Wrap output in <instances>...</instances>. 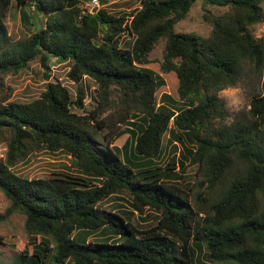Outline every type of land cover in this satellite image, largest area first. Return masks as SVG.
Masks as SVG:
<instances>
[{
  "label": "trees",
  "instance_id": "1",
  "mask_svg": "<svg viewBox=\"0 0 264 264\" xmlns=\"http://www.w3.org/2000/svg\"><path fill=\"white\" fill-rule=\"evenodd\" d=\"M202 1L230 8L211 18L208 38L175 31L197 0H143L120 17L106 8L83 15L82 0H0L2 92L4 76L37 57L46 69L50 57L70 61L71 80L97 83L89 113L74 110L85 108L83 87L74 99L61 82L29 102L9 101L10 92L0 98V143L8 144L0 190L11 202L4 216L24 214L33 242L15 264H264V83L232 123L216 95L255 71L264 77V37L252 30L263 20V0ZM15 6L35 28L22 40L4 22ZM32 10L47 17L45 26ZM161 38V72L177 78V98L157 99L166 80L147 66ZM125 131L131 141L114 144ZM166 135L181 152L159 164ZM43 148L69 152L86 176L29 179L13 170ZM188 164L198 166L201 187H220L213 202L203 191L198 205L180 185ZM121 191L135 211L154 209L157 222L140 228L101 206Z\"/></svg>",
  "mask_w": 264,
  "mask_h": 264
},
{
  "label": "rangeland",
  "instance_id": "2",
  "mask_svg": "<svg viewBox=\"0 0 264 264\" xmlns=\"http://www.w3.org/2000/svg\"><path fill=\"white\" fill-rule=\"evenodd\" d=\"M143 4V0H108L105 5H101V8H106L107 11L115 16H122L124 13H131L138 11ZM264 11V0L262 2ZM230 10L228 7H218L205 4L202 0H197L194 3L188 15L177 22L175 25V31L181 33H194L203 38H208L211 35L213 25L210 22L214 16H220ZM23 10L14 7L5 17V24L9 34L16 40H22L29 37L35 28L31 24L32 19L29 21L23 17ZM27 12V10H25ZM31 15L37 17L40 24L45 26L47 17L44 15L36 16L35 11L29 12ZM131 20V18H130ZM256 38L264 37V17L263 20L252 27ZM129 40V36L126 34L121 38V46L125 47L126 42ZM166 46V39L161 38L154 46L149 55L150 63L147 65L157 73L164 76L166 84L158 89L156 95L157 99H160L164 92L172 93L176 95L175 90L177 88V78L173 73L164 74L161 72V64L164 60V50ZM49 69H46L40 58L29 63V66L18 73H9L4 76V92L0 90V98L4 97L7 93H11L9 101L17 102H29L41 96L45 91L49 82H61L71 92L72 97L75 99L78 91V87H83L86 98L84 109H74L79 113H89L94 109L96 105V89L97 83L84 76L80 83L69 78V71L71 69L70 61H60L56 57H50ZM46 73L48 76H46ZM263 74L260 71L248 74L244 77L236 86L240 87L246 96V105L239 113H232L227 110V123L234 122L241 116L242 112H248L251 108V101L254 95L263 93ZM115 98V90L113 94ZM242 116H244L242 114ZM140 118H136V122H139ZM134 127L130 124L122 125V128ZM169 136L166 135L164 139V153L161 158L157 159L159 164H165L168 160V156L181 152V147L178 145L176 152L173 151L171 142L168 140ZM132 135L130 132L125 131L120 137H118L114 144L123 146L128 141H131ZM8 144L3 141L0 143V158H5L7 155ZM188 163V161H187ZM16 173L27 177L29 179L34 178H51L58 175H74V176H86L75 165L72 155L67 151H50L47 148L36 150L28 155L26 160L19 162L13 167ZM198 166L194 164H188L187 170L184 174V179L180 181V185L186 190L190 191L191 198L200 204L198 194L205 191L207 201L213 202L220 187L210 190L208 185L201 187V178L198 176ZM205 189V190H204ZM203 195V194H202ZM132 199L126 191L113 194L101 203V206L107 210L120 213L126 219L132 218L135 224L140 228L155 224L157 221L158 213L154 209L146 208L143 213L135 211L131 205ZM11 202L0 190V263L1 264H15L17 261H22L25 249H28L31 253L33 251V242L29 233L25 228V215L19 212L5 217V213L9 208ZM204 215V214H201ZM97 236V235H95ZM41 235L36 237L35 242L41 241ZM203 259V258H202ZM208 263L207 260H204Z\"/></svg>",
  "mask_w": 264,
  "mask_h": 264
},
{
  "label": "clouds",
  "instance_id": "3",
  "mask_svg": "<svg viewBox=\"0 0 264 264\" xmlns=\"http://www.w3.org/2000/svg\"><path fill=\"white\" fill-rule=\"evenodd\" d=\"M264 83V77H262ZM217 97L223 101L226 110L232 113H239L246 105V96L244 91L235 85H227L216 92Z\"/></svg>",
  "mask_w": 264,
  "mask_h": 264
},
{
  "label": "built area",
  "instance_id": "4",
  "mask_svg": "<svg viewBox=\"0 0 264 264\" xmlns=\"http://www.w3.org/2000/svg\"><path fill=\"white\" fill-rule=\"evenodd\" d=\"M101 0H82L81 6V14H93L96 13L99 9H101Z\"/></svg>",
  "mask_w": 264,
  "mask_h": 264
}]
</instances>
